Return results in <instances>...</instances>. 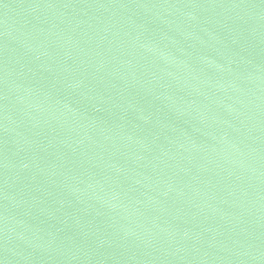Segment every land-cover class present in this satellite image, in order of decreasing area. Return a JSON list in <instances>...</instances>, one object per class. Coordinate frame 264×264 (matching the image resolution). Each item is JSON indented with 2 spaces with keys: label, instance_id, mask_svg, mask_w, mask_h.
<instances>
[{
  "label": "water",
  "instance_id": "water-1",
  "mask_svg": "<svg viewBox=\"0 0 264 264\" xmlns=\"http://www.w3.org/2000/svg\"><path fill=\"white\" fill-rule=\"evenodd\" d=\"M0 264H264V0H0Z\"/></svg>",
  "mask_w": 264,
  "mask_h": 264
}]
</instances>
